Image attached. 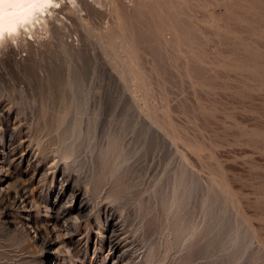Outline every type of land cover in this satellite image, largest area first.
Segmentation results:
<instances>
[{
    "label": "rangeland",
    "instance_id": "1",
    "mask_svg": "<svg viewBox=\"0 0 264 264\" xmlns=\"http://www.w3.org/2000/svg\"><path fill=\"white\" fill-rule=\"evenodd\" d=\"M44 7L0 42V152L15 119L42 164L0 168V264H113L94 242L106 206L138 264H264V0ZM62 175L93 204L79 255L25 226Z\"/></svg>",
    "mask_w": 264,
    "mask_h": 264
},
{
    "label": "bare ground",
    "instance_id": "2",
    "mask_svg": "<svg viewBox=\"0 0 264 264\" xmlns=\"http://www.w3.org/2000/svg\"><path fill=\"white\" fill-rule=\"evenodd\" d=\"M52 1L53 0H0V42L4 39L5 35L13 32L16 33L15 31H18L17 29H19L21 24L30 23L32 18L37 15H34L36 11L41 10V12H43L44 6H47ZM0 110H2L1 105ZM9 118L8 116V119ZM16 123V120H11V118L6 122L8 129L5 134V141L9 142V145L12 146L6 151L2 147L3 149H1L0 152V166L3 167L0 168L1 170L4 168V170H7V173L11 172L10 174H12L18 171L20 165L27 160L28 164L34 168L32 177H36L42 168V164L39 159L32 160V150L29 146H23L24 142L30 141L31 138L29 134H26L27 130L24 131L21 126H19L20 123H18V125H16ZM28 169L27 166L25 170L28 171ZM62 176L59 178L61 184L54 189V198L46 205L47 218H45L44 223L39 224L35 222V220H33V222L26 221L27 225L25 224V226L34 228V237H41L44 230H48L49 233L52 234V237L50 236L51 238L49 237V239L45 238L44 243L53 245L52 243L59 240L60 246L64 248L63 250L67 252L74 250V253L79 255L86 251V246L91 241L90 237L92 231L90 232V227L92 224L90 221L94 215L92 210L93 204L85 198V191L83 189L69 186V184L64 183L68 181V179ZM27 189L26 187L20 188V191L12 196V201L17 207L25 211V217L34 219L32 216V209L34 207ZM31 189L32 188H30V190ZM31 193L30 191V195L33 197L34 194L32 195ZM108 209L110 213L103 224L100 223V216H96L98 229L101 230H97L99 237L97 236L94 241L96 247L97 244H99V246L102 245L103 248L107 247L106 256L112 259L113 264H138L140 253L137 252L135 247L131 246L132 242L129 240L132 238L129 239L130 233L127 227L125 228L122 223L120 224V217L113 209L106 206L105 212ZM62 219L65 222L60 225L59 222ZM66 221H68V223H66ZM134 251L137 253H135V255L131 254ZM51 260L52 259H50V264L52 263Z\"/></svg>",
    "mask_w": 264,
    "mask_h": 264
}]
</instances>
